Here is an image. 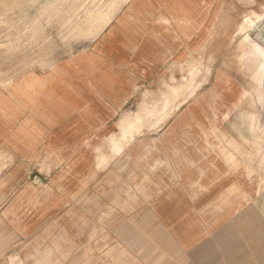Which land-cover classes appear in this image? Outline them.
<instances>
[{"label": "crops", "instance_id": "obj_1", "mask_svg": "<svg viewBox=\"0 0 264 264\" xmlns=\"http://www.w3.org/2000/svg\"><path fill=\"white\" fill-rule=\"evenodd\" d=\"M232 1L115 0L89 45L0 79V264H191L212 247L203 264H264V28L234 44ZM206 52L197 97L156 123L170 70Z\"/></svg>", "mask_w": 264, "mask_h": 264}, {"label": "rangeland", "instance_id": "obj_2", "mask_svg": "<svg viewBox=\"0 0 264 264\" xmlns=\"http://www.w3.org/2000/svg\"><path fill=\"white\" fill-rule=\"evenodd\" d=\"M114 1L0 0V79L10 80L28 69L49 68L60 59L89 45L98 34L103 14H113L115 10H125L128 6L123 4L117 8ZM231 8L234 15L243 19L237 23V27L235 23L234 44H242L240 35L247 28L251 30V35L254 30H263L264 0H233L228 5V9ZM249 44H254L252 38H249ZM209 58L207 52L202 54L197 65L196 53L191 55L184 66L170 70L169 84H165V92L169 88L173 90L170 97L163 101V112L160 113L162 116L153 119L156 123H164L168 120V113L177 109L179 103L176 99L179 93H184L187 99L195 94L197 97L198 86L209 79L208 73L212 64ZM161 97L158 96L159 99ZM152 105L153 109H158L162 101H155L150 106ZM143 119L137 118L136 124L144 125L147 119ZM210 251L217 253L216 247L204 249L193 263L203 264L204 253Z\"/></svg>", "mask_w": 264, "mask_h": 264}, {"label": "bare ground", "instance_id": "obj_3", "mask_svg": "<svg viewBox=\"0 0 264 264\" xmlns=\"http://www.w3.org/2000/svg\"><path fill=\"white\" fill-rule=\"evenodd\" d=\"M232 8H233V7H232ZM234 8H235V7H234ZM230 12H231V11H230ZM230 12H229V13H230ZM220 15H221V14H220ZM258 17H259V16H258ZM254 18H255V17H254ZM252 20H253V19H252ZM252 20H251V22L254 21V20H253V21H252ZM102 24H103V22L100 23V26H101ZM253 24H254V22H253ZM232 25H233V24H232ZM253 27H254V26H253ZM235 29H236V27H235ZM232 36H233V35H232ZM247 37H248V36H247ZM247 37H246V38H247ZM233 38H234V37H233ZM242 48H243V47H242ZM240 49H241V48H240ZM241 50H242V49H241ZM240 52H241V51H240ZM239 56H242V57H243V54H242V55L240 54ZM240 58H241V57H240ZM241 60H242V58H241ZM227 61H228V60H227ZM239 61H240V60H239ZM258 63H259V62H258ZM254 66H255V64H254ZM256 66H257V65H256ZM255 68H256V67H255ZM260 69H261V67H260ZM254 70H255V69H254ZM261 70H262V69H261ZM259 71H260V70H259ZM262 73H264V72H262ZM262 73H261V77H262ZM263 77H264V75H263ZM260 79H262V78H260ZM263 79H264V78H263ZM254 80H255V79H254ZM256 80H257V78H256ZM260 139H261V138H260ZM246 152H247V151H246ZM248 152H249V151H248ZM248 152H247V153H248ZM250 153H251V152H250ZM254 161H255V159H254ZM132 163H133V162H132ZM136 166H137V165H136ZM260 166H261V164H260ZM262 169H263V168H262ZM101 217H102V216H101ZM84 241H85V240H84ZM76 251H77V250H76ZM81 251H82V250H81Z\"/></svg>", "mask_w": 264, "mask_h": 264}]
</instances>
